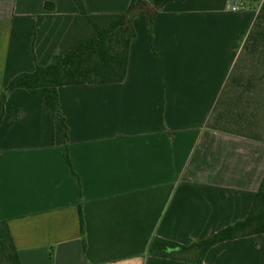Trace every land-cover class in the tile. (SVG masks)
Wrapping results in <instances>:
<instances>
[{
	"label": "crops",
	"instance_id": "0c3cea01",
	"mask_svg": "<svg viewBox=\"0 0 264 264\" xmlns=\"http://www.w3.org/2000/svg\"><path fill=\"white\" fill-rule=\"evenodd\" d=\"M79 1L90 15L123 14L130 3ZM263 1L170 2L151 40L146 16L134 17L124 81L59 87L63 123L39 90L8 94L0 220L20 264H184L150 254V242L188 245L247 217L264 175V141L206 123L232 45ZM236 2L243 8L232 11ZM77 14L75 0H0V90L46 66ZM203 264H264V238L218 243Z\"/></svg>",
	"mask_w": 264,
	"mask_h": 264
},
{
	"label": "trees",
	"instance_id": "16d2710c",
	"mask_svg": "<svg viewBox=\"0 0 264 264\" xmlns=\"http://www.w3.org/2000/svg\"><path fill=\"white\" fill-rule=\"evenodd\" d=\"M182 1L130 0L127 11L123 14L90 15L85 11L82 2L75 0L78 14L74 16L64 34L58 53L46 66L36 65L33 72L14 76L0 90V122L4 116V103L10 92L15 89H37L45 106L63 123L59 111L58 88L68 85L123 82L127 72L129 44L135 36L131 25L133 18L140 14L146 16L148 37L151 40L155 16L166 4ZM85 27L89 30L87 33L83 31ZM241 41H243L245 55L251 57L256 67L261 69L264 79V1L250 30ZM241 41L235 42L232 49L238 48ZM226 83L227 80L207 120V127L232 135L262 140L249 135L256 131L257 124L250 125V129H247L248 120L246 125H243V129H247L244 133L219 126L222 122L241 126V118L237 121L234 116H225L217 108L222 95L228 93V87L231 88L240 82L238 78H232L228 86ZM65 159L69 164L66 156ZM78 214L80 231L83 234L84 223L80 208H78ZM252 235H261L264 238V175L254 196L250 212L243 220L217 231L208 238L188 245L154 238L148 246V252L157 257L180 260L184 264H203V258L210 247L224 241ZM0 261L3 264H20L7 223L1 220Z\"/></svg>",
	"mask_w": 264,
	"mask_h": 264
},
{
	"label": "rangeland",
	"instance_id": "374dc122",
	"mask_svg": "<svg viewBox=\"0 0 264 264\" xmlns=\"http://www.w3.org/2000/svg\"><path fill=\"white\" fill-rule=\"evenodd\" d=\"M83 31L87 33L89 30L85 27ZM234 54L226 84L228 86L232 78H238L240 83L231 88H226L228 93L222 95L217 108L225 116H234L237 121L241 118V126L230 125L226 122H222L219 126L244 133L247 129H250V125L257 124L256 131L249 135L264 140V79L261 69L256 67L251 57L245 55L243 41H241L238 48L234 49ZM247 120L249 122L248 128L243 129V125H246ZM0 264H3V262L0 261Z\"/></svg>",
	"mask_w": 264,
	"mask_h": 264
},
{
	"label": "built area",
	"instance_id": "2783aa9c",
	"mask_svg": "<svg viewBox=\"0 0 264 264\" xmlns=\"http://www.w3.org/2000/svg\"><path fill=\"white\" fill-rule=\"evenodd\" d=\"M243 8L242 2H236L233 6H231L232 11H238Z\"/></svg>",
	"mask_w": 264,
	"mask_h": 264
}]
</instances>
